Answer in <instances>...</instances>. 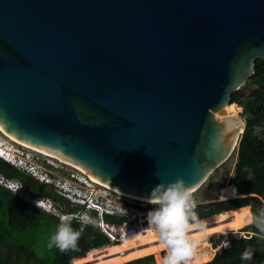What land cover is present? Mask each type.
Here are the masks:
<instances>
[{
  "label": "water",
  "instance_id": "water-1",
  "mask_svg": "<svg viewBox=\"0 0 264 264\" xmlns=\"http://www.w3.org/2000/svg\"><path fill=\"white\" fill-rule=\"evenodd\" d=\"M259 58L264 0H0V125L121 192L198 190Z\"/></svg>",
  "mask_w": 264,
  "mask_h": 264
},
{
  "label": "trees",
  "instance_id": "trees-1",
  "mask_svg": "<svg viewBox=\"0 0 264 264\" xmlns=\"http://www.w3.org/2000/svg\"><path fill=\"white\" fill-rule=\"evenodd\" d=\"M255 65V73L248 78L246 84L231 94L232 102L242 108L241 117L247 128V132L242 134L239 141L234 175L229 180L230 184L236 186L238 197L223 202L196 205L195 211L200 221L247 206L252 207L251 210L255 214L260 207H264V59H257ZM0 174L6 179L18 180L23 184L22 190L32 198L48 197L59 204L64 201L60 195L52 193L47 186L1 159ZM216 192H219L218 189ZM211 195V193L206 194L204 198L209 199ZM105 219L118 225L125 221L123 218L110 216H106ZM58 223L57 218L42 212L40 208L25 202L0 185V258L5 255L7 262L21 264L20 257L12 259L11 256L16 251L25 256L26 248L24 245H18L16 236L32 230L47 232L51 236ZM71 224L74 229H78L81 222L73 220ZM241 231H250L254 234L250 239L233 238L228 247L222 248L212 261L205 264H264V237L258 234L253 224ZM77 244L78 250L69 249L64 252L53 247L52 259L39 261L40 264H73L74 259L85 256L91 250L118 243H112L101 230L84 224ZM216 245L217 243L214 247ZM246 248L253 253L250 260L240 258ZM2 249L5 250L4 254L1 253ZM29 253H32L31 249ZM86 264H90L88 257ZM124 264H155V260L150 255Z\"/></svg>",
  "mask_w": 264,
  "mask_h": 264
},
{
  "label": "built area",
  "instance_id": "built-area-1",
  "mask_svg": "<svg viewBox=\"0 0 264 264\" xmlns=\"http://www.w3.org/2000/svg\"><path fill=\"white\" fill-rule=\"evenodd\" d=\"M3 137L6 138L0 132L1 144L6 148L3 152H0V159L24 171L26 174L28 173V175L39 180L41 183L56 187L58 195L70 201L74 207L79 208L74 213L62 214L69 217L71 221L77 219V215L81 211L80 208H83V212L79 214L81 223L83 222L81 217L87 216L89 222L86 224L101 230L112 243L118 244L124 239L125 233L141 230L142 227L150 228L146 217L147 212L151 208L156 207L154 203L135 200L118 194L109 188L96 184L86 174L75 168H72L74 172L67 174L68 178L53 177L45 167H56L52 162H46L43 168H40L37 164L39 159L34 155L35 153H27L24 151L26 148L8 138L3 139ZM61 165L58 168L63 172L62 169L65 164L62 163ZM7 182L9 181L0 174V185L7 188ZM66 187L71 188L72 193L61 189ZM68 190L70 191V189ZM227 190H230V196ZM237 197L238 191L236 186L228 182L218 192L217 199L228 201ZM49 201L47 202L42 197H37L33 199L32 204L41 209H55V205L51 200ZM106 216L123 218L125 221L120 225L114 224L107 221L105 219ZM225 241L230 243V239L228 238Z\"/></svg>",
  "mask_w": 264,
  "mask_h": 264
},
{
  "label": "clouds",
  "instance_id": "clouds-1",
  "mask_svg": "<svg viewBox=\"0 0 264 264\" xmlns=\"http://www.w3.org/2000/svg\"><path fill=\"white\" fill-rule=\"evenodd\" d=\"M7 180L9 182L6 183V187L13 193H16L23 187V184L15 180ZM61 189L65 192L72 193V189L69 187ZM68 189H70V191ZM150 191L153 196L152 202L156 207L151 208L147 212V223L148 226L154 230L162 247L166 249L160 264H191L193 257L197 255L196 249L198 241L195 238H191L189 232L196 229L198 230L197 234L200 237H204L209 231L205 228L204 223L198 219L195 211L196 202L192 195V189L186 186L182 178H177L175 181H170L167 184L160 182ZM49 200L50 199H44V201L47 202H50ZM42 210L49 214L53 213L51 209ZM80 210L79 214L83 212V208H80ZM244 215L246 216L244 223L253 224L255 229L258 230V234L264 237V207H260L255 214L245 209ZM240 219V217H237L238 222ZM82 221L80 227L74 229L70 218L62 215L60 217V222L56 226L55 232L49 238L47 247L50 249L55 247L61 252L69 249L78 250L77 241L83 232L84 224L88 223L89 220L87 216H84L82 217ZM236 226L237 225H233V227ZM247 233L246 236L242 234V236H224V238L225 240L228 238L230 241L237 237L250 239L254 234ZM225 240L222 242V248L228 246L229 242ZM252 254V251L246 248L241 253L240 258L242 260H250Z\"/></svg>",
  "mask_w": 264,
  "mask_h": 264
},
{
  "label": "bare ground",
  "instance_id": "bare-ground-1",
  "mask_svg": "<svg viewBox=\"0 0 264 264\" xmlns=\"http://www.w3.org/2000/svg\"><path fill=\"white\" fill-rule=\"evenodd\" d=\"M241 107H239L237 104H231L229 106H226V112L228 115L235 118V116L240 111ZM239 120V119H237ZM242 130V129H241ZM0 132L8 138L9 140H12L13 142H16L17 144H20L24 148H28L32 151L38 152L40 154H43L45 156L51 157L63 164H66L72 168H75L84 174H86L93 182L100 186H104L106 188L111 189L112 191L121 194L125 197L132 198L135 200H140L144 202H152V199H148L145 197H139L134 196L125 192H121L119 190H116L115 188L108 186L107 184H104L99 179L88 173L86 170H84L79 165L70 162L64 158H62L59 155L50 153L46 150H43L41 148H37L34 146H31L25 142H21L17 138H14L13 136L9 135L0 125ZM6 149L0 141V152H3V150ZM197 190V188L192 189V193H194ZM229 196L231 194L230 190H227ZM252 208V207H251ZM250 206L243 207L241 209L235 210V211H228L224 212L221 215L214 217L212 219H207L206 221H202L204 223V226L206 229H208V233L204 237H200L197 233L198 230L193 229L189 232V236L191 238H195L197 243V255L193 257L191 264H205L212 260L215 249L210 247V244L208 241L204 243L206 238L212 234H223L224 236L228 235L230 231L239 233L242 228H244L246 225L251 223H244V220L246 219V216L244 215V210L248 209L250 213H252ZM237 217H240L241 219L239 222L237 221ZM233 225H237L236 227H233ZM166 249H164L157 239V236L153 229L150 228H141V230H135L131 231L129 233H125L124 239H122L119 244L112 245L107 248H101L96 250H91L88 252L87 257L89 259L90 264H124L126 262L143 258L150 255L156 256V264H160L161 258H162V252H165ZM160 254L161 257L158 256Z\"/></svg>",
  "mask_w": 264,
  "mask_h": 264
},
{
  "label": "rangeland",
  "instance_id": "rangeland-1",
  "mask_svg": "<svg viewBox=\"0 0 264 264\" xmlns=\"http://www.w3.org/2000/svg\"><path fill=\"white\" fill-rule=\"evenodd\" d=\"M245 93H248V92H245ZM241 114H242V108L240 109L238 114L235 116V118L236 119L242 118ZM3 139H7V138L3 137ZM24 151L27 153H35L34 155L39 159L37 164L40 168H43V166L46 162H52L56 167H48V166H45V167L47 168V171L49 172V174H51L53 177L55 176V177H60V178H68L67 174H69L70 172H74V169H72V167H70L66 164L63 165V169H62L63 172H61L59 170L60 168H58L59 166H62L61 162H59V161H57L51 157H47L45 155H42L38 152L32 151L28 148L24 149ZM236 151H237V148L233 152L232 156L223 165H221L219 168H217L210 175V177L207 179V181L197 191L192 193L193 198L196 202V205L208 204V203L216 202V201L217 202H223L222 200L217 199L218 193L216 192V190L218 189V191L220 192V189L225 187V185L228 183L230 178L234 175L235 166L237 163V152ZM32 178H34V177H32ZM35 180H37V179H35ZM15 181L19 182L18 180H15ZM37 181L40 182L39 180H37ZM44 185L47 186L51 190L52 193L59 194L58 189L56 187H54L52 185H48V184L46 185L45 183H44ZM209 193H211L212 195L210 196L209 199H205L204 196L206 194H209ZM13 194L19 198H22L25 202L33 205L32 202H33L34 198L28 196L22 190V188H20V190H18L16 193H13ZM42 198L50 199L52 201V203L55 205V209H52L53 213H51L50 215L57 218L59 222H60V216L62 214L66 215V214H69L71 212L74 213L79 209V208L74 207L70 201L65 200V199H64L63 203L59 204L58 202H56L52 198H48V197H42ZM263 202H264V200H263ZM42 212L47 213L44 210H42ZM47 214H49V213H47ZM111 220L113 222V219H111ZM74 221L81 222L80 216L77 215V219ZM247 232H249L250 234L253 233L250 231H240L238 234V233L230 231V233L228 235H226V237L227 236H242V234L244 236H246V234H248ZM218 236H220V234H217V235L214 234L213 237H210L212 242L216 241L218 243V239H219ZM49 238H50V236L48 235L47 232H41V231H36V230L27 231L25 233H19L16 236V239L18 241V245H20V246L24 245L25 246L24 247V248H26V252H24L25 256L21 252L19 253V251H16L15 253H13L11 255L12 259H15L17 256L20 257L21 258L20 259L21 264H40L39 261H42V260L45 261L47 259H52V248L50 249L47 247ZM205 240L206 241L204 243H206L208 241L207 238ZM223 240H225V238H222V241ZM216 242L213 244L215 245ZM220 243H221V241H220ZM30 249L32 250V253H29ZM217 249H220V245ZM4 251L5 250L2 249L1 253L4 254ZM152 256L154 257L155 264H156V259L158 257L156 258L155 255H152ZM158 256L161 257L160 254H158ZM214 256H213V258H214ZM49 261L50 260H48L47 262L49 263ZM86 262H87V254L83 257H78V258L73 260V264H86ZM0 264H13V263L7 262L5 255H3L0 258Z\"/></svg>",
  "mask_w": 264,
  "mask_h": 264
},
{
  "label": "crops",
  "instance_id": "crops-1",
  "mask_svg": "<svg viewBox=\"0 0 264 264\" xmlns=\"http://www.w3.org/2000/svg\"><path fill=\"white\" fill-rule=\"evenodd\" d=\"M251 208V207H250ZM241 209V208H240ZM233 211H235V210H233ZM232 212V211H231ZM222 214V213H221ZM221 214H218V215H214V216H212V217H209V218H207L208 220L209 219H212V218H214V217H217V216H219V215H221ZM253 214V213H252ZM207 219H203V220H201V221H206ZM248 225H250V224H248ZM248 225H246V226H248ZM245 226V227H246ZM243 229V228H242ZM213 235L214 234H212V235H210V236H208L207 237V239H208V243L210 244V247L211 248H213V249H215L216 251H215V254L214 255H216L218 252H220V250L222 249V238H224V236H223V234H220V236H218V243H217V245H216V247H214V244L213 243H215V242H212V240H211V238L210 237H213ZM217 235V234H216ZM220 241H221V243H220ZM220 243V244H219ZM219 245H220V249H217L218 247H219ZM109 247V246H108ZM105 248H107V247H105ZM215 257V256H214ZM130 262V261H129ZM127 263V262H126Z\"/></svg>",
  "mask_w": 264,
  "mask_h": 264
}]
</instances>
